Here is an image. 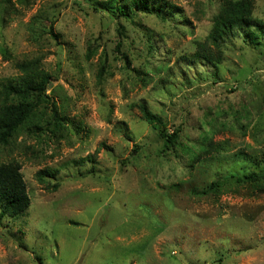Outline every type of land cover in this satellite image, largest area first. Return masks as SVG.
Listing matches in <instances>:
<instances>
[{
  "label": "rangeland",
  "instance_id": "1",
  "mask_svg": "<svg viewBox=\"0 0 264 264\" xmlns=\"http://www.w3.org/2000/svg\"><path fill=\"white\" fill-rule=\"evenodd\" d=\"M165 2L125 18L118 0H0V82L36 60L65 118L43 102L0 147L32 200L0 220V264H264V37L203 63L223 0ZM142 104L180 130L169 148Z\"/></svg>",
  "mask_w": 264,
  "mask_h": 264
},
{
  "label": "trees",
  "instance_id": "2",
  "mask_svg": "<svg viewBox=\"0 0 264 264\" xmlns=\"http://www.w3.org/2000/svg\"><path fill=\"white\" fill-rule=\"evenodd\" d=\"M163 0H118L112 7L115 16L130 18L133 10L146 13H156L165 18V11L174 15L172 6L162 3ZM256 0H223V4L214 17L213 28L205 42H197L196 58L203 63L216 65L220 59L216 51L232 36H244L252 44H259L264 37V22L254 16V4ZM112 4V2H111ZM105 64L102 69H104ZM22 74L9 79L6 83L0 82V147L9 146L18 131L27 127L35 110L43 102H51L54 120L51 126L58 125L65 118H60L58 108L46 94L52 84L53 76L41 69L40 64L33 61H25L18 64ZM102 71V70H100ZM100 80L102 72L100 74ZM143 117L164 140L165 148H169L178 138L180 130L170 133L163 125L161 116L150 110L145 104L140 106ZM105 145V144H104ZM243 151L238 157H246ZM94 157V156H92ZM91 158V156H90ZM93 159V158H92ZM198 160V158L196 157ZM57 169L39 170L36 174L39 181L45 177L56 178ZM258 175V174H256ZM236 178L243 181L235 173L226 175V178ZM254 180V175L249 176ZM215 185V183H213ZM55 188L58 184L54 185ZM32 205L27 183L21 172V165L11 162L0 165V220L4 218L20 217L24 215Z\"/></svg>",
  "mask_w": 264,
  "mask_h": 264
}]
</instances>
